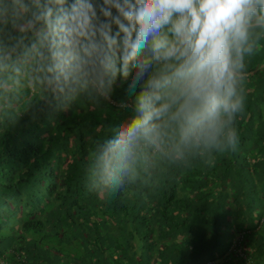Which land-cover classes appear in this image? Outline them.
Masks as SVG:
<instances>
[{
  "label": "clouds",
  "instance_id": "1",
  "mask_svg": "<svg viewBox=\"0 0 264 264\" xmlns=\"http://www.w3.org/2000/svg\"><path fill=\"white\" fill-rule=\"evenodd\" d=\"M261 49L264 0H0V119L109 99L131 74V118L88 158L90 187L111 197L149 150L170 165L235 150Z\"/></svg>",
  "mask_w": 264,
  "mask_h": 264
},
{
  "label": "trees",
  "instance_id": "2",
  "mask_svg": "<svg viewBox=\"0 0 264 264\" xmlns=\"http://www.w3.org/2000/svg\"><path fill=\"white\" fill-rule=\"evenodd\" d=\"M131 79L109 99L0 119V264H264V49L246 63L235 150L179 165L149 150L109 197L88 158L131 118Z\"/></svg>",
  "mask_w": 264,
  "mask_h": 264
},
{
  "label": "built area",
  "instance_id": "3",
  "mask_svg": "<svg viewBox=\"0 0 264 264\" xmlns=\"http://www.w3.org/2000/svg\"><path fill=\"white\" fill-rule=\"evenodd\" d=\"M242 239H243V236L242 235H237L236 236V238H235V243L236 244H234V246H236V247H232V248H234V249H237V252L239 253V254H241V246H240V243H241V241H242Z\"/></svg>",
  "mask_w": 264,
  "mask_h": 264
}]
</instances>
